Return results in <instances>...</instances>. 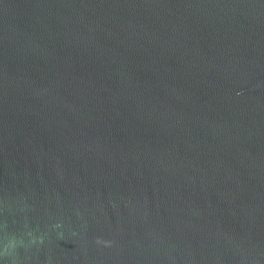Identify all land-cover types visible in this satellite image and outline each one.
I'll return each mask as SVG.
<instances>
[{
	"label": "water",
	"instance_id": "water-1",
	"mask_svg": "<svg viewBox=\"0 0 264 264\" xmlns=\"http://www.w3.org/2000/svg\"><path fill=\"white\" fill-rule=\"evenodd\" d=\"M0 264H264V0H0Z\"/></svg>",
	"mask_w": 264,
	"mask_h": 264
}]
</instances>
